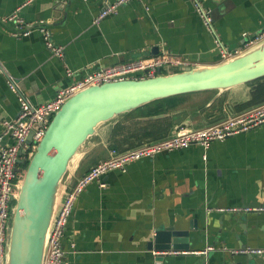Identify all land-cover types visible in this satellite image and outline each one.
<instances>
[{
    "label": "crops",
    "instance_id": "0c3cea01",
    "mask_svg": "<svg viewBox=\"0 0 264 264\" xmlns=\"http://www.w3.org/2000/svg\"><path fill=\"white\" fill-rule=\"evenodd\" d=\"M117 1L0 0V131L5 119L19 115L20 95L42 105L87 70L138 58L217 65L223 62L217 39L236 50L264 32V0H200L212 14L215 32L191 0H130L118 14L95 24L101 10ZM18 8L34 26L29 36L15 35L17 26L4 21ZM41 25L64 57L48 49ZM210 96L186 95L177 110L190 113ZM245 105L212 107L193 122L210 127L256 108L239 109ZM216 113L221 119H214ZM134 118L119 122L126 128L116 135L118 124L105 127L107 145L91 152L78 179L113 151L122 154L169 137L188 117L161 119L158 126ZM164 226L188 232L182 239L189 249H151ZM63 247L66 264H264V255L251 258L245 252L264 248V125L208 149L192 145L132 162L126 172L116 170L93 182L76 201Z\"/></svg>",
    "mask_w": 264,
    "mask_h": 264
},
{
    "label": "water",
    "instance_id": "95a60500",
    "mask_svg": "<svg viewBox=\"0 0 264 264\" xmlns=\"http://www.w3.org/2000/svg\"><path fill=\"white\" fill-rule=\"evenodd\" d=\"M263 78L264 39L217 65H189L177 70L165 67L164 72L160 71L153 78L94 85L69 98L54 114L43 139L29 159L27 150L22 152L23 159L19 164L26 166L10 211L4 264H45L58 218L82 166L91 152L107 145L109 134H105L106 126H115L128 115L157 101L209 93L208 102L190 113L179 109L140 118L158 121L188 117L175 124L172 134L163 140L186 135L207 127L203 121L193 122L202 111L218 106L217 109L226 110L247 104L253 87ZM216 114L215 120L220 118ZM237 115L240 114H232L231 117ZM37 129L35 126L30 133L29 145ZM188 236V232L175 226H164L158 229L150 248L157 252L189 249V241L182 239ZM249 256L253 258L252 254Z\"/></svg>",
    "mask_w": 264,
    "mask_h": 264
},
{
    "label": "built area",
    "instance_id": "2783aa9c",
    "mask_svg": "<svg viewBox=\"0 0 264 264\" xmlns=\"http://www.w3.org/2000/svg\"><path fill=\"white\" fill-rule=\"evenodd\" d=\"M72 0H64L65 3ZM130 0H119L114 4L106 6L95 18L94 23L99 24L109 15L118 14L119 8L126 5ZM193 1L197 12L202 16L205 25L212 31L213 17L200 0ZM21 8L7 16L4 21L14 23L17 26V36H29L34 31V26L27 24L19 15ZM36 27V26H35ZM48 49L56 56L64 57L63 48L57 47L51 41V33L41 25ZM247 36L248 34H244ZM264 39V32L256 35L252 39H247L243 47L236 50H229L218 39V48L223 61H226L242 53L253 45ZM189 66L179 59L168 56H158L152 58H138L118 64L100 67L94 70H87L84 76L74 82L72 85L61 89L55 98L42 105H34L24 96H19L20 112L15 119H5L0 131V264L5 263L6 235L7 226L10 219V211L14 199L18 195L20 183L24 174V169L19 164L23 159L22 152L27 150L30 157L38 143L43 139L46 129L51 122L54 114L62 105L72 96L84 90L87 87L101 85L108 82H117L124 80H142L153 78L160 71L164 72L165 67L177 70L180 67ZM13 91H18L14 82H10ZM264 125V104L248 112L237 116L229 117L227 120L213 125L211 127L196 130L182 136H175L170 139L162 140L158 143L143 146L141 148L117 154L113 151L112 156L92 167L86 174L80 177L62 209L58 218L55 230L50 240L49 250L46 256L45 264H66V251L63 247V238L69 219L75 208L76 201L86 188L95 181H101L102 178L110 172L119 170L126 172L132 162L143 160L145 158H154L163 152H173L187 149L192 145H198L208 149L215 141H224L235 135L247 133ZM33 142L28 143V137L34 130ZM104 187V184H102ZM250 208H247L249 210ZM224 211V209H220ZM75 248V244H72ZM213 248H208V251ZM208 251H204L207 253ZM246 253L262 256L264 248H251L245 250Z\"/></svg>",
    "mask_w": 264,
    "mask_h": 264
},
{
    "label": "trees",
    "instance_id": "16d2710c",
    "mask_svg": "<svg viewBox=\"0 0 264 264\" xmlns=\"http://www.w3.org/2000/svg\"><path fill=\"white\" fill-rule=\"evenodd\" d=\"M257 86L253 87L252 93H251V100L245 105L240 107L239 109L245 108V107H259L264 104V78L257 81ZM184 96H178V97H173L161 101L154 102L150 105H147L144 108H141L137 110L136 112L128 115L126 118H131V117H152L160 114H165V113H170L173 111L177 110V107L180 106L181 100L183 99ZM180 100V101H179ZM138 115V116H136ZM134 118V119H135ZM166 119H163L162 121H165ZM161 121V120H158ZM161 121V122H162ZM126 127L123 126L122 124H118L116 129H115V135L120 133L123 129ZM26 157L29 159L28 154ZM26 165H22V168L25 169Z\"/></svg>",
    "mask_w": 264,
    "mask_h": 264
},
{
    "label": "rangeland",
    "instance_id": "374dc122",
    "mask_svg": "<svg viewBox=\"0 0 264 264\" xmlns=\"http://www.w3.org/2000/svg\"><path fill=\"white\" fill-rule=\"evenodd\" d=\"M168 121V120H167ZM147 123H151V122H147ZM152 123L153 124H155V125H159L160 123H162L161 121H152ZM198 130H200V129H198ZM128 152V151H127Z\"/></svg>",
    "mask_w": 264,
    "mask_h": 264
}]
</instances>
